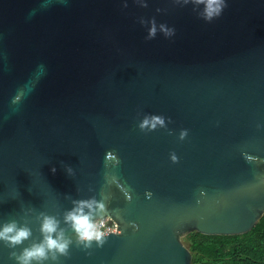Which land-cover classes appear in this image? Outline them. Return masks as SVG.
I'll use <instances>...</instances> for the list:
<instances>
[{
	"label": "water",
	"instance_id": "obj_1",
	"mask_svg": "<svg viewBox=\"0 0 264 264\" xmlns=\"http://www.w3.org/2000/svg\"><path fill=\"white\" fill-rule=\"evenodd\" d=\"M202 8L0 0V223L27 224L28 244L41 239L39 214L55 216L74 241L61 264H192L183 241L191 232L238 235L257 225L264 0H228L211 22ZM141 17L176 33L148 40ZM153 113L171 122L141 131ZM92 197L104 199L117 231L84 249L63 217ZM11 251L0 242V264H15Z\"/></svg>",
	"mask_w": 264,
	"mask_h": 264
},
{
	"label": "clouds",
	"instance_id": "obj_2",
	"mask_svg": "<svg viewBox=\"0 0 264 264\" xmlns=\"http://www.w3.org/2000/svg\"><path fill=\"white\" fill-rule=\"evenodd\" d=\"M123 3L127 7L128 0H123ZM135 3L141 7L148 6V0H135ZM175 3L192 4L194 7L203 5L198 16L206 22L220 17L228 6V0H175ZM139 22L148 26L145 37L148 40L156 38L158 31L166 38H171L176 33L175 27L164 23L157 25L155 18L145 20L141 17ZM170 122V117L166 118L161 114H144L138 122V127L141 131H153L157 128H167ZM169 131L172 130L169 129ZM178 135L180 140L185 139L188 129H180ZM107 156L114 165L119 163L113 153L109 152ZM170 159L176 163L179 157L172 152ZM65 170L69 175L74 172L70 165H65ZM51 171L55 173V166L51 168ZM148 195L151 194L148 193ZM109 218V210L104 199L97 200L95 197L74 200L73 207L66 210L63 217L64 222L74 234L75 243L84 249H91L93 246L102 247L109 234L117 231L115 226L108 227ZM38 220L41 239L28 244L25 242L32 237V229L27 224H21L14 219L0 223V242L12 249L9 256L14 259L15 264H61L60 258L69 255L70 247L74 243L73 237L66 234L65 229L60 228L59 220L44 212L39 214ZM133 227L136 225L133 224Z\"/></svg>",
	"mask_w": 264,
	"mask_h": 264
},
{
	"label": "trees",
	"instance_id": "obj_3",
	"mask_svg": "<svg viewBox=\"0 0 264 264\" xmlns=\"http://www.w3.org/2000/svg\"><path fill=\"white\" fill-rule=\"evenodd\" d=\"M192 264H264V215L249 232L208 235L194 231L183 238Z\"/></svg>",
	"mask_w": 264,
	"mask_h": 264
},
{
	"label": "built area",
	"instance_id": "obj_4",
	"mask_svg": "<svg viewBox=\"0 0 264 264\" xmlns=\"http://www.w3.org/2000/svg\"><path fill=\"white\" fill-rule=\"evenodd\" d=\"M112 226H115L117 228V224L109 219L108 220V227H112Z\"/></svg>",
	"mask_w": 264,
	"mask_h": 264
}]
</instances>
